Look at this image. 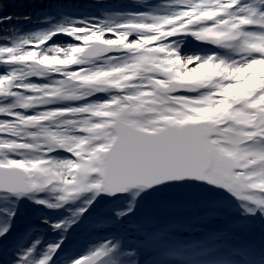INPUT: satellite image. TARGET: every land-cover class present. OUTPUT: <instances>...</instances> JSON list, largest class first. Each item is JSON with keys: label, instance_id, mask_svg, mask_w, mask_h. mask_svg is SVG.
Instances as JSON below:
<instances>
[{"label": "snow or ice", "instance_id": "6c2138e0", "mask_svg": "<svg viewBox=\"0 0 264 264\" xmlns=\"http://www.w3.org/2000/svg\"><path fill=\"white\" fill-rule=\"evenodd\" d=\"M78 23L85 26L26 35L9 29L0 40V196L49 209L81 201L52 223L62 233L100 194L124 198L119 219L146 196L189 187L223 191L242 217L264 218V77L251 71L264 63V0H167L119 24ZM58 34L79 43L50 45ZM185 36L223 52L184 55L178 38ZM117 45L129 52L124 63L89 67ZM111 72L124 81L102 79ZM57 151L68 155L54 158ZM44 192L54 202L39 198ZM15 215L0 214V247ZM174 227L127 242L110 236L70 264H251L252 244H230L223 233L170 241ZM64 240L38 255L40 241H33L14 264H55Z\"/></svg>", "mask_w": 264, "mask_h": 264}, {"label": "trees", "instance_id": "16d2710c", "mask_svg": "<svg viewBox=\"0 0 264 264\" xmlns=\"http://www.w3.org/2000/svg\"><path fill=\"white\" fill-rule=\"evenodd\" d=\"M142 4L144 3L141 0H0V17H11L10 20L0 24V40L3 39V35L10 34L9 29H16L17 34L23 35V30L29 31L35 27L40 29L54 28L61 22L72 18H87L96 14L103 17V14H107L106 11H120L116 7L135 9L137 5ZM217 193V191L210 189L209 195L205 198L193 196L188 200H165L162 202L151 197V194L141 200L139 209L141 211L136 209L139 213L135 219L140 225L146 224L149 229H156L154 226L158 229L159 226L174 225L175 227L171 232L175 233L179 242L203 241L211 234L223 233L230 244L249 243L254 245L255 252L250 256V261L251 263L260 262V253L261 250H264V218L257 214L254 218L259 224L253 227H249V221L252 220V217L249 218L246 227L239 231L238 217H231L228 221V214H238V212L240 214L237 201L226 193H218V195ZM32 202V200H28L27 207L18 206L17 209L25 216L21 219L22 215L16 211V221L21 224L19 225L20 228L24 227V230L17 237L11 238V241L8 240L6 243L9 244L5 248L28 234L25 222L28 226L34 225V218L37 213L34 211L35 205ZM151 202L155 208L149 211ZM185 202H191L192 207L183 206ZM97 203L98 209L107 207V205L111 206L107 211L102 210L99 214L105 223L107 218L114 217L113 210L122 209L125 206V201L111 200L106 196H103L102 200ZM204 203L214 204L216 207L214 209L201 207ZM221 209H224L227 214L219 213L220 224L215 225L217 224L215 214ZM201 213L202 215L198 217L197 215ZM243 218L242 221H245L247 217ZM95 220L92 219L91 221ZM72 229L77 231L75 226H72ZM140 233H136L137 237H141ZM62 248L63 250L66 249L65 246Z\"/></svg>", "mask_w": 264, "mask_h": 264}, {"label": "rangeland", "instance_id": "374dc122", "mask_svg": "<svg viewBox=\"0 0 264 264\" xmlns=\"http://www.w3.org/2000/svg\"><path fill=\"white\" fill-rule=\"evenodd\" d=\"M166 2H167V0H160V2L154 3L153 5L150 3L149 4L147 3V6L145 4H142V5H139L140 7L137 9H127L126 11H122V13H118L117 15L114 14V11H106L107 14H103V17L96 14L94 16H90L87 18H72L71 20L63 21L60 24L76 23L77 26H85L84 24L78 23L79 21H84V22H86V24H95L98 21H107L108 25L119 24V23L123 22L124 20L129 19V14H131V13L147 12L149 10H155L158 6H161V5L165 4ZM48 29H52V28L40 29L38 27H35L33 30H29V31L23 30L22 33H23V35H26L29 33L37 32V31H41V30H48ZM178 39L180 40V45H179L180 51L184 55L206 56V55H210V54H220L223 52V50L217 49L210 44L199 42V41L195 40L194 38H192L191 36L179 37ZM77 43H79V42H77L73 38H71L67 35H63V34H58L57 36L53 37V39L49 42L50 45H55V46L60 47V48H67L69 46V44H77ZM183 46H186V47H183ZM211 48H213V49H211ZM117 49H119V51H120L117 55L93 59L92 63L89 65V67L95 68L98 65H103L104 67H107V64H105V61H108L113 65L124 63V61L129 56V52L122 50V47L119 45H117ZM219 50H221V51H219ZM251 71L256 76L264 77V63L254 65L253 68L251 69ZM128 75H129V77H131V73H129ZM102 79L105 80L109 84H115L117 82L124 81L125 77L120 75V73H118V72H111L108 77H103ZM33 80L37 83L43 82V81L38 80L36 78H33ZM45 95H47V94H45ZM37 102H41L39 98H37ZM143 118L148 119L149 117L147 115H145ZM61 152L62 151H59L58 153L57 152L53 153L52 156L54 158H57V159H63L68 155L65 152H62V154H60ZM27 155L28 156H35V155H38V153H28ZM217 192L218 193H224L223 191H217ZM218 193H217V195H218ZM54 195L55 194H53L51 192H44V193L39 194V198L51 199L52 202H54ZM103 196H104V194H100L99 196H97L95 201L93 202V205L91 207H89L88 211L79 219V221H77L75 224L72 225V226H75V228L77 229V231H78L77 235H73L74 232L72 231V226L67 230V232L62 233L61 231L53 230L52 223L60 221L61 219H64L65 217H70L72 212L81 204V201L69 202L68 204H66L65 206H63L60 209H49L43 205H39V204L35 203L32 200L33 201L32 204L35 205L34 211H35V213H37L36 217L34 218V221L37 224H36V226L35 225L28 226L27 223L25 222V228L27 229L28 234L25 235L23 239L15 242V243H12L8 249L4 248V246L9 244L6 242L4 243L5 245H3V247H0V264H14L15 257L17 255H19L25 248L29 247L33 243V241H36V240L40 241V244L38 245V252H37V255H38L39 252L46 249L48 244L57 242L59 240V238H61V235H63L65 238H68V237L71 238V240H70L71 243L66 245L68 248L67 250L69 251L68 254L64 255L62 253H59L57 255V257L55 258V264H70V259L72 257H76L79 255L85 254L88 251L90 246L101 243L104 239H106L110 236H113V235L123 236V237H125V240L127 242L129 240V238H131L130 236H133V234L131 233L130 230L133 229L134 227L135 228L138 227L141 229H145L147 227L146 229H148V226H146V224H144V223L142 225L135 226V225H133V223H127V219H125V218H119L118 219L115 216V212L120 210V209H115V211L114 210L112 211L114 214V217L107 218L106 223L104 222V226L103 225L95 226L94 222H92L91 220L92 219H96L95 221L101 220L102 218L100 217L99 214L102 212V210L107 211L108 208L111 207V206L107 205V207L105 206V207H102L98 210H96L94 208V206H96L98 204L97 202L102 200ZM151 197H155L154 194H152ZM122 199H123V201H125L124 198H122ZM28 200H30V199H28L27 197L20 198L18 201H16L14 197H10V198L5 199L4 197L0 196V214H3V213H1L2 211H5V213H6V212H10V211L14 210L15 213H16V211H18V213L23 216V214L19 211V209H17V207L18 206L27 207ZM212 202H214V201H212ZM150 204H151V207H150L149 211H151L155 208V206L152 205L153 202H151ZM140 206H141V201L139 203L137 211H139ZM137 211H135V214L132 215L133 218L137 217L136 215L141 210L139 212H137ZM219 213L220 214H227L224 209L219 210L215 214V219L217 221V224H215V225L220 224L219 218H218ZM201 215H202V213L197 215V216L200 217ZM231 217L232 218L238 217L237 220L240 222V225H238L239 231L242 228L246 227V225L248 223L247 220H249V218H251V217H247V218H245V221H242V220H244V218L239 214V212H238V214H228V221H229V218H231ZM13 218H14L15 222L12 221V228L10 230L11 235L9 237V241H11L13 238L17 237V235L20 234V232L22 230H24V227L23 228L19 227V225H21V224L16 221V215ZM21 219H22V217H21ZM45 220L48 221L49 223H44L43 221H45ZM249 222H250L249 227H253L254 225L256 226L257 224H259L258 221L254 217H252V220H250ZM15 223H17V224H15ZM31 226H33V227H31ZM94 227H96V228L100 227L101 229L100 230L94 229ZM154 228H156V229L150 231V233L158 232L157 227L154 226ZM53 235H55V236H53ZM84 236H86L85 240H84V238H85ZM53 237H56V238H53Z\"/></svg>", "mask_w": 264, "mask_h": 264}, {"label": "water", "instance_id": "95a60500", "mask_svg": "<svg viewBox=\"0 0 264 264\" xmlns=\"http://www.w3.org/2000/svg\"><path fill=\"white\" fill-rule=\"evenodd\" d=\"M117 46L113 47L111 51L107 53H99L95 59L103 58L108 56H113L116 54ZM210 189L202 188V187H189V188H177L170 189L163 193H155V196L158 200H168V199H188L192 196H206ZM106 195V194H105ZM110 198L117 199L115 196H109Z\"/></svg>", "mask_w": 264, "mask_h": 264}]
</instances>
